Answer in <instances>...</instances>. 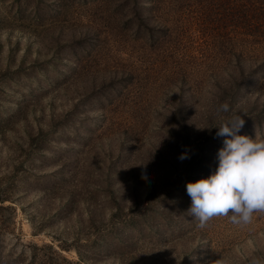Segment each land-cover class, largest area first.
I'll use <instances>...</instances> for the list:
<instances>
[{
	"label": "rangeland",
	"instance_id": "374dc122",
	"mask_svg": "<svg viewBox=\"0 0 264 264\" xmlns=\"http://www.w3.org/2000/svg\"><path fill=\"white\" fill-rule=\"evenodd\" d=\"M263 58L264 0H0V264H264V215L201 228L186 191Z\"/></svg>",
	"mask_w": 264,
	"mask_h": 264
},
{
	"label": "clouds",
	"instance_id": "9594fccd",
	"mask_svg": "<svg viewBox=\"0 0 264 264\" xmlns=\"http://www.w3.org/2000/svg\"><path fill=\"white\" fill-rule=\"evenodd\" d=\"M230 112L228 102L217 108L222 116L214 126L216 136L224 139L216 170L186 185L191 198L188 214L201 228L214 217H228L233 224L247 225L254 213L264 215V134L256 132L254 138L240 134L244 118L239 113L228 115ZM189 158L187 151L179 156L180 160ZM252 264L261 262L253 260Z\"/></svg>",
	"mask_w": 264,
	"mask_h": 264
},
{
	"label": "trees",
	"instance_id": "16d2710c",
	"mask_svg": "<svg viewBox=\"0 0 264 264\" xmlns=\"http://www.w3.org/2000/svg\"><path fill=\"white\" fill-rule=\"evenodd\" d=\"M257 68V69H256ZM259 68V69H258ZM264 58L257 62L256 65H254L253 69L249 71V73L245 75H241L237 81L232 80V83L227 84V89L229 90V105H230V99L232 95L239 89L240 84L242 82L249 81L253 87H255L256 94L253 99V104H256L257 102L260 103V117L264 118ZM259 70V72H258ZM233 84V85H232ZM261 100V101H259ZM261 118V119H262Z\"/></svg>",
	"mask_w": 264,
	"mask_h": 264
}]
</instances>
